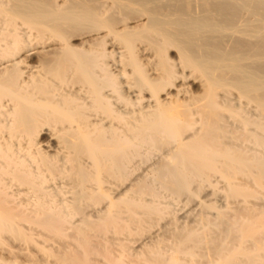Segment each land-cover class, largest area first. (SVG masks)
<instances>
[{"label": "bare ground", "instance_id": "1", "mask_svg": "<svg viewBox=\"0 0 264 264\" xmlns=\"http://www.w3.org/2000/svg\"><path fill=\"white\" fill-rule=\"evenodd\" d=\"M0 264H264V0H0Z\"/></svg>", "mask_w": 264, "mask_h": 264}]
</instances>
